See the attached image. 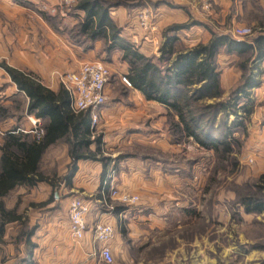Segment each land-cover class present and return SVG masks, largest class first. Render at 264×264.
Segmentation results:
<instances>
[{"label":"rangeland","instance_id":"374dc122","mask_svg":"<svg viewBox=\"0 0 264 264\" xmlns=\"http://www.w3.org/2000/svg\"><path fill=\"white\" fill-rule=\"evenodd\" d=\"M74 2V0L71 2L20 0L19 4H16L13 0H0V90L3 102L10 111L9 118L0 123V137L2 133L14 127L26 132L30 130L28 128L31 122L30 116L25 114L26 101L21 94L15 92L12 82L1 67L2 64L11 67L18 65L20 52L27 49L53 58L51 56L53 49L64 50L66 44L78 47L80 64L101 62L110 73L103 107L122 108L127 103L132 105L130 90H128L130 85L124 83L122 78L125 76L119 77L120 71L114 69V66L117 67L119 64L120 55L113 52L108 56L102 50L103 47L105 48L103 44L95 45L94 42H88L78 36L75 25L80 14L72 9ZM158 6L183 9L189 16L184 23L164 27L160 32L161 36L166 28L173 25H185L188 29L194 25L202 26L207 31L224 34L232 39H234L233 35L235 36V29L244 27L250 30V34L239 38L238 41L250 44L255 37L263 35L264 0H141L136 8H119L126 11V20L136 18L140 12L147 10L151 11L152 21H154L155 9ZM187 11H196V15L189 14ZM113 20L117 25L116 20ZM120 29L121 38L130 43L131 39L127 40L123 27ZM197 29L204 32L200 27ZM181 34L177 32L176 37ZM220 54L217 61L218 70L225 71V62H229V68L237 72L226 89L220 87L226 96L239 81L241 77L239 66L245 59L236 54L229 57L224 52ZM222 57L224 60L221 59ZM148 58L156 59L157 57L151 54ZM109 61L114 65L110 66ZM45 62L47 64V61ZM47 67L50 68V66ZM58 67L59 69L54 70V78L60 85V79L65 74L75 73V70L68 62L66 64L61 62ZM250 94L254 95L256 101L254 106H247L246 109L250 111L248 115L239 108L244 105V100H241L237 104V117L228 114L225 120L226 127L231 126L234 119L243 124V128L232 130L235 140L231 145L230 155L225 158L213 151L204 150L192 139L180 135L172 126V117L169 118L167 112L164 122L168 133L166 138L174 147L173 150L172 147L167 150L160 148L159 142L149 145L131 140L125 143L119 142L116 145L106 144L105 132L109 134L110 129L117 127L113 122L105 124L104 119H111L110 116L102 120L99 118L98 124L91 130L90 140L93 144L89 150L95 149L94 142L99 138L101 155L109 159L107 169H111L110 172L113 171L114 177L120 171L128 172V169L139 171V189L132 192L138 197L135 203L138 205L132 208H139L140 213L145 216L159 214L168 216L172 221L171 232L166 233L165 238L158 244H151L152 234L146 235L149 244L141 250L144 249L147 257L155 261V264H161L160 262L164 264H180L177 262L264 264V212L247 214L237 200V193L244 192L245 188L252 186L264 173L263 86L259 90L251 91ZM161 114V111L155 112L157 124L153 129L156 133L163 130V125L161 127L159 125ZM140 125L141 122L135 124L138 127ZM35 127L40 129L41 123L36 124ZM158 138L160 137H157V140ZM51 153L52 151L47 152L42 161V168L49 172L51 169H57L56 166H51ZM156 167L159 168L154 169ZM70 168L71 164L65 171L69 172ZM154 182L158 184L159 191L152 190L151 184ZM172 184L175 187L172 192L173 197H177L178 200L166 203L162 196L164 197L167 192L168 185L173 188ZM193 187H197L195 197L192 195ZM158 195L162 196L158 198ZM23 196L19 190H16L6 198V201L11 202L15 199V206L19 209L23 203ZM109 204L112 210H108V214L115 213L118 210V204L115 201H110ZM173 214H175L174 220L179 219V222L173 221L170 217ZM31 227L29 225V228ZM18 231L17 225L7 227L4 242L0 243V260L11 261L14 264L18 262L19 251H24L23 245L17 240ZM182 246L186 248L187 257L181 261V255L177 251Z\"/></svg>","mask_w":264,"mask_h":264},{"label":"trees","instance_id":"16d2710c","mask_svg":"<svg viewBox=\"0 0 264 264\" xmlns=\"http://www.w3.org/2000/svg\"><path fill=\"white\" fill-rule=\"evenodd\" d=\"M19 1L13 0L16 4ZM74 1L72 9L83 14L75 25L78 36L88 42L103 39L107 55L118 50L120 59L128 66L125 78L130 87L141 92L147 100L163 105L172 120L175 115L176 120L172 126L180 135L223 158L230 155L231 145L235 140L232 130L243 128V124L234 119L231 126L226 127L225 120L228 114L237 117V104L241 100H244V105L239 108L247 115L250 112L246 108L252 105L251 91L259 85L253 71L258 67L257 61L264 56V35H258L250 44L227 35L213 34L205 45L198 44L191 49L175 51V33L185 25H173L163 32L164 40L159 47V56L149 59L121 38V29L110 16L113 9H133L141 0ZM221 49L245 59L239 66V81L226 96L219 85L216 63ZM163 63L166 66L160 68ZM1 67L17 93L24 97L25 114L38 119L42 130V135L36 138L31 131L14 127L0 137V243L4 242L7 226L17 225V240L26 252L28 247L33 246L31 237L34 228H29L28 219L17 212L16 206L8 209L5 199L21 186L32 188L39 183H47L52 189L58 186L60 178H51L41 171L42 160L48 148L58 143L67 145L71 159L70 171L75 170L79 160L99 161L105 170L110 161L101 155L99 138L94 142L95 149L89 150L93 144L90 140L89 116L85 112L70 111L69 96L61 84L53 91L41 84L31 72L20 71L5 64ZM9 116L10 111L3 102L0 90V123ZM51 199L37 206H45ZM237 200L247 214L263 212L264 173L252 186L245 188L244 192L237 193Z\"/></svg>","mask_w":264,"mask_h":264},{"label":"crops","instance_id":"0c3cea01","mask_svg":"<svg viewBox=\"0 0 264 264\" xmlns=\"http://www.w3.org/2000/svg\"><path fill=\"white\" fill-rule=\"evenodd\" d=\"M187 12L196 15V11ZM155 13L156 18L153 21L152 28L149 30H142L139 25H137L138 23L134 17H132L131 20H128V18L126 20V11L119 7L116 8L115 11L113 9L110 13L112 20L115 19L118 23L117 26H119V28L123 27L127 40L131 39L130 43H134L133 46L146 58L151 54H154L156 57L159 56V47L164 40V37L163 35L161 36L160 32L164 27L171 24L184 23L189 18L188 14L183 9H170L166 7L164 8L163 6H158V8L155 9ZM79 14V18H81L83 14ZM198 27L203 29L204 32L202 33V31L197 29ZM198 27L194 25L188 29V27L185 26L177 31L182 34L176 37V42L173 44L175 51L191 49L198 44L205 45L213 37V34H215L212 31H207L202 26ZM233 37L236 40L239 39L234 35ZM94 43L95 45L100 46L103 44L105 46V41L103 39H98L94 41ZM103 48L102 50L105 52ZM79 51L80 49L78 47L66 44L64 50H51V56L55 59L57 58L54 60L49 56H45V54L42 55L38 51L31 52L27 49L20 52V63L18 65H13L12 67L20 71L33 73L40 80L41 84L56 91L59 83L57 82V79L54 78V70L59 69L58 66L61 62L65 64L68 62L71 63V66L76 72L82 64H80L81 60L78 57ZM113 52L120 55L118 50ZM221 52H224L227 57L233 55L226 53L224 49H221L217 55L216 63L220 58ZM221 59H223V57ZM45 61H47V64ZM257 62L258 67L253 71V75L258 80L259 85L253 88L252 92L256 89H261L263 86L264 101V56ZM225 63V71L221 72L218 70L219 85L222 89H226L235 78V74H237V72L235 73L229 68V62ZM109 65L111 66L114 64L109 61ZM47 66H50V68ZM160 66L161 68H164L166 63H163ZM62 67L64 68V66ZM114 69L120 71L118 74L119 77L125 76L128 71V66L119 57V64L117 67L114 66ZM13 87L15 88L14 85ZM14 90L17 92L16 88ZM128 90H130V100H132V105L127 103L124 104L122 108L102 106L99 109L101 120L106 116H110L111 118H105V124L106 122H113L117 126L115 129H110L109 134L105 132L106 144L116 145L119 142L125 143L131 140L149 145H154L156 142H159L158 146L160 148L167 150L172 147L173 150L174 147L168 143L166 138L168 134L166 132L167 126L164 123L166 120V108L155 101L147 100L141 92L133 87H128ZM105 92H107V86ZM250 99L251 104L254 106L256 98L252 95ZM157 110L162 112L159 125L160 127L163 125V130L157 131L158 133L153 129L157 124V118L155 117V112ZM111 112H114V114H110ZM86 115L89 116V113L86 112ZM30 120L31 122L28 127L30 130L34 129L32 121L36 120V124H40V121L33 116L29 117V121ZM175 120L176 116L173 115V121ZM139 122H141V125L139 127L135 126V124ZM157 137L160 138L157 140ZM49 151H52L50 160L51 166H56L57 169H51L49 172L45 171L41 165V171L51 178L52 176L60 178L61 181L58 183V186L52 189L47 183H39L32 188L21 186L16 189L19 190V193L24 195L22 199L24 204L22 203L23 206L21 204V207L19 209L17 208V212L23 214L28 219V224L32 226L31 228H34V231L31 237L33 246L28 247L26 252L20 250L18 253V262L15 264H102L97 254H95L96 245L94 244L91 235V227L98 220L110 223L115 230V237L110 243V248L113 259L117 264H155V261H152L150 257H147V252L143 251L144 249L141 250V248H144L149 244V239L146 236L147 233L149 235L152 234L150 237L151 244L156 245L160 240L165 238L166 233L169 234L171 232L173 226L169 217L159 214L145 216L140 213L139 208H132L137 207L138 204L126 205L118 201H115L118 204V210L113 214H108V212L101 208L100 198L101 190L103 189L102 184L111 169L106 168L107 170H105V167L99 161L79 160L76 162V168L74 171L66 172V167L71 163L67 145L64 143H58L50 146L47 152ZM158 168L159 167H156L154 169ZM138 175L139 171L135 169H128V172H118L113 180L114 188L119 192H129L131 194L134 191H138L137 189H139L140 183ZM113 183L111 185L112 187ZM111 186L104 188V193L106 195L109 194V189L112 188ZM168 186L169 188L167 189V192H165L164 197L158 195V198L162 196L163 201L166 203L177 201L178 198L173 197L172 193L175 189L174 185H171L173 188H171L170 185ZM151 187L152 190L159 191L156 182L152 183ZM192 195L194 197L197 196V187H193ZM75 198L87 201L90 208L86 217L87 230L81 240H74L70 236L68 229V206L71 200ZM49 199H51L50 202L45 206H37ZM15 204V199L11 202H7L5 199V206L8 209L13 208ZM30 204H35L36 206L31 207ZM170 217L173 221L179 222V219L174 220L175 214ZM6 230L7 228L5 229L4 238ZM177 252L181 255V261L184 257H187L185 247H180ZM160 263L164 264L162 262ZM177 263L183 264L182 262ZM0 264L14 263L11 261L0 260Z\"/></svg>","mask_w":264,"mask_h":264},{"label":"built area","instance_id":"2783aa9c","mask_svg":"<svg viewBox=\"0 0 264 264\" xmlns=\"http://www.w3.org/2000/svg\"><path fill=\"white\" fill-rule=\"evenodd\" d=\"M71 2L73 0H66ZM151 11L143 10L136 17L137 23L142 30L152 28L153 15ZM235 36L243 38L250 34L248 28L239 27L234 31ZM110 73L107 67L97 61L85 62L80 65L75 73L65 74L60 83L67 91L69 96V109L73 113L87 112L90 116V130L99 122V109L106 100L105 87L108 83ZM122 81L129 85L126 78ZM36 120L32 121L34 130L31 133L39 138L42 130L35 127ZM113 171L110 172L104 180L101 190L100 205L106 212L112 210L110 201H118L122 204L133 205L138 201V197L129 192H119L112 187ZM111 186L109 194H105L104 188ZM109 210V211H108ZM90 211L87 201L75 198L71 200L68 206V229L70 236L74 240H81L87 230L86 217ZM91 235L96 245L95 254H97L102 264H117L112 256L110 243L115 237V230L108 222L96 221L91 227Z\"/></svg>","mask_w":264,"mask_h":264}]
</instances>
